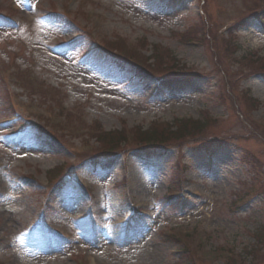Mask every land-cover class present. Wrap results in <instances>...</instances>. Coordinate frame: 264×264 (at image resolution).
Here are the masks:
<instances>
[{
    "label": "rangeland",
    "instance_id": "374dc122",
    "mask_svg": "<svg viewBox=\"0 0 264 264\" xmlns=\"http://www.w3.org/2000/svg\"><path fill=\"white\" fill-rule=\"evenodd\" d=\"M37 1L41 3L33 6V0H0V16H5L0 18V78L13 64L32 73L66 111L86 126L98 122L104 131L122 125L146 129L154 120H199L207 113L219 119L209 130L218 136V144L209 148L197 141L154 156L133 152L100 160L95 169L90 163L77 165L70 172L77 182L65 178L49 192L47 205L42 196L46 173L75 163L70 148L82 143L36 122L31 113L7 111L1 82L0 238L4 234L6 240L0 241V264H8L14 255L19 264H88L90 255L97 264H175L181 245L164 237H181L183 232L191 235L181 238L198 258L202 255L195 236L207 240L205 251L232 247L244 264H264V135L258 137L264 134V76L240 77L238 91L221 105L218 94L228 86L214 68V57L203 46H185L178 37L202 20L214 29L234 20L237 11L238 18L243 17L245 4L179 0L169 10L161 0ZM13 4L20 11H13ZM263 11L264 5L251 0L249 14L262 21L246 18L235 26L239 50L234 58L264 56ZM14 15L22 18L19 27L11 25ZM87 32L108 41L119 37L129 46L146 38V54L150 46L159 45L199 76L156 83L133 76L130 69L119 74L103 65ZM223 63L229 71L247 72L234 59ZM131 79L134 85H129ZM245 90L261 104L252 115L261 125L259 131L244 117L247 106L238 92ZM13 92L16 105L27 102L20 90ZM50 96L30 99L43 104ZM23 123L32 126L23 131ZM245 155L250 157L243 159ZM178 161L186 166L179 191L183 201H166L170 191L177 190L173 173ZM138 202L148 204L143 212L149 216L134 214ZM237 202L242 204L234 210ZM40 219L57 223L67 241L44 235ZM211 260L206 264L225 262Z\"/></svg>",
    "mask_w": 264,
    "mask_h": 264
},
{
    "label": "trees",
    "instance_id": "16d2710c",
    "mask_svg": "<svg viewBox=\"0 0 264 264\" xmlns=\"http://www.w3.org/2000/svg\"><path fill=\"white\" fill-rule=\"evenodd\" d=\"M188 37V36H187ZM181 125V124H180ZM183 127L177 130L175 133H166V132H159L154 127L151 130L140 132L139 133V143L144 144V146L150 147H157L163 145L164 143H168L172 137L176 139H182L184 136H195L196 133H199L203 130V125H196V124H183ZM121 139H118L116 136H112L109 138L108 142L111 146L112 150H115L119 147ZM177 264H194V260L192 256L188 255L187 252L184 250L179 255Z\"/></svg>",
    "mask_w": 264,
    "mask_h": 264
}]
</instances>
